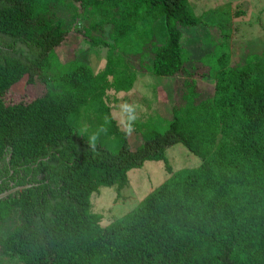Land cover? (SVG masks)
I'll list each match as a JSON object with an SVG mask.
<instances>
[{"label": "trees", "instance_id": "16d2710c", "mask_svg": "<svg viewBox=\"0 0 264 264\" xmlns=\"http://www.w3.org/2000/svg\"><path fill=\"white\" fill-rule=\"evenodd\" d=\"M60 6L70 11L65 19ZM158 19L163 43L154 42ZM75 20L90 46L106 47L95 74L82 63L64 70L54 54ZM197 22L188 0H0V193L25 186L0 198V222L16 220L0 236V256L22 264H264V49L230 66L221 51L207 73H190L181 30ZM104 25L111 43L92 34ZM134 56L139 71L127 65ZM138 72L182 79L166 128L144 130L130 148L102 97L128 91ZM23 76L39 79L44 92L5 103ZM205 76L211 92L195 87ZM90 113L116 137L115 151L82 131L95 122ZM175 143L198 165L171 173L163 153ZM148 160L162 161L169 176L101 226L90 195L122 188L127 171Z\"/></svg>", "mask_w": 264, "mask_h": 264}, {"label": "rangeland", "instance_id": "374dc122", "mask_svg": "<svg viewBox=\"0 0 264 264\" xmlns=\"http://www.w3.org/2000/svg\"><path fill=\"white\" fill-rule=\"evenodd\" d=\"M188 3L198 19L196 25L181 30L180 45L185 58L184 67L190 73H207L214 63L215 55L221 51L228 53L230 66L241 63L244 58L248 59V56L264 49V0H188ZM57 12L64 19L70 13L63 6H60ZM82 24V21L75 20L70 28L65 26L67 32L63 42L54 48V54L60 68L64 70L73 63H82L95 74L104 66L106 47L90 46L87 37L77 33L76 28L81 31ZM108 27L109 25H104L101 31L95 28L92 34L104 37L111 43L107 39ZM152 31L154 42L163 43L166 36L163 19L156 21ZM118 50L116 49L117 52ZM140 60L143 62V59ZM140 64L139 57L134 56L129 58L127 65L139 71ZM50 69L51 75L52 71H57L56 67ZM181 79V76L156 77L138 72L135 73L128 91L117 92L110 88L104 92L102 100L108 113L119 130L128 131L126 141L130 148L141 143L140 134L144 130L155 127L162 132L166 128L168 120L172 117V106L177 101V80ZM195 80L196 88L213 91L214 82L209 81L208 76ZM44 89L45 85L39 79L27 83L26 77L23 76L4 93L3 100L5 103H27L41 95ZM84 109L79 108L78 112L83 114ZM87 116L95 122L84 121L83 126H80L82 131L96 136L101 146L115 151L119 145L116 137L103 130V125L97 123L98 116L95 113ZM128 124H131L133 129H128ZM163 154L171 173L181 168L195 167L199 163V158L190 154L180 143L167 147ZM169 173L165 171L162 161H144L140 167L127 171V182L122 188L100 187L97 193H92L89 199L91 212L99 214V224L105 226L134 208L151 189L166 179ZM15 222L13 216L2 220L0 236L7 234ZM0 264L22 263L2 255Z\"/></svg>", "mask_w": 264, "mask_h": 264}, {"label": "water", "instance_id": "95a60500", "mask_svg": "<svg viewBox=\"0 0 264 264\" xmlns=\"http://www.w3.org/2000/svg\"><path fill=\"white\" fill-rule=\"evenodd\" d=\"M23 187H25V186H17V187H14V188H12V189H9L8 191L1 192V193H0V198L6 196L7 194H9V193H11V192H14V191H16V190H18V189H21V188H23Z\"/></svg>", "mask_w": 264, "mask_h": 264}, {"label": "flooded vegetation", "instance_id": "af4514ba", "mask_svg": "<svg viewBox=\"0 0 264 264\" xmlns=\"http://www.w3.org/2000/svg\"><path fill=\"white\" fill-rule=\"evenodd\" d=\"M8 191V190H7Z\"/></svg>", "mask_w": 264, "mask_h": 264}]
</instances>
